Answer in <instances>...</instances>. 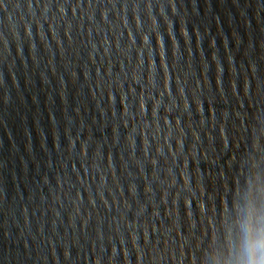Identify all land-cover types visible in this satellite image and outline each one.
Listing matches in <instances>:
<instances>
[{"label":"water","instance_id":"95a60500","mask_svg":"<svg viewBox=\"0 0 264 264\" xmlns=\"http://www.w3.org/2000/svg\"><path fill=\"white\" fill-rule=\"evenodd\" d=\"M264 261V0H0V264Z\"/></svg>","mask_w":264,"mask_h":264},{"label":"clouds","instance_id":"9594fccd","mask_svg":"<svg viewBox=\"0 0 264 264\" xmlns=\"http://www.w3.org/2000/svg\"><path fill=\"white\" fill-rule=\"evenodd\" d=\"M253 264H264V261H256V260H254Z\"/></svg>","mask_w":264,"mask_h":264}]
</instances>
